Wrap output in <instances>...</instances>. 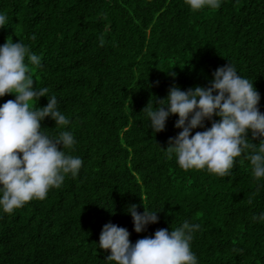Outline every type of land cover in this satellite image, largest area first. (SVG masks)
<instances>
[{"label": "trees", "instance_id": "obj_1", "mask_svg": "<svg viewBox=\"0 0 264 264\" xmlns=\"http://www.w3.org/2000/svg\"><path fill=\"white\" fill-rule=\"evenodd\" d=\"M0 12L9 17L0 45L20 39L41 57L34 86L49 88L70 119L57 129L45 118L42 127L71 131L69 154L83 160L44 200L0 213V264H106L105 224L126 228L134 244L185 221L201 225L191 244L199 264H264V223L252 220L264 212V179L254 181L250 161L236 158L227 177L185 171L165 152L182 131L178 116L155 134L142 112L174 85L209 87L230 62L254 83L264 114V0H222L196 13L184 0H0ZM204 123L192 135L211 127ZM131 205L160 211L158 223L136 233Z\"/></svg>", "mask_w": 264, "mask_h": 264}, {"label": "clouds", "instance_id": "obj_2", "mask_svg": "<svg viewBox=\"0 0 264 264\" xmlns=\"http://www.w3.org/2000/svg\"><path fill=\"white\" fill-rule=\"evenodd\" d=\"M193 12L216 10L222 0H184ZM9 17L0 12V29H6ZM34 38V37H33ZM41 57L31 52L20 39L0 45V98L14 95L0 105V213L13 214L32 200H44L51 189H59L69 175L76 178L83 160L69 154L76 139L71 131L49 135L42 122L55 121V128H66L70 119L59 110L49 88L34 86L32 67H41ZM173 78L175 74H171ZM41 97L47 105L39 107ZM260 93L254 83L241 76L230 62L213 73L209 87L196 86L186 91L172 86L164 99L150 103L142 110L152 133L165 130L172 115L178 116L175 127L182 129L170 138L165 149L169 159H176L185 170H205L227 177L238 157L250 161L254 181L264 179V114L259 110ZM214 117H218L216 120ZM205 121L211 127L204 131ZM260 138L258 145L247 138ZM249 149H252L249 152ZM264 186V185H261ZM252 203V198H248ZM144 206V205H143ZM160 211L143 213L131 205L126 213L132 217L134 231L142 233L150 224L158 223ZM264 223V212L252 217ZM201 225L185 221L175 229H159L134 244L126 228L111 222L103 226L98 247L110 251L106 264H199L191 244Z\"/></svg>", "mask_w": 264, "mask_h": 264}]
</instances>
